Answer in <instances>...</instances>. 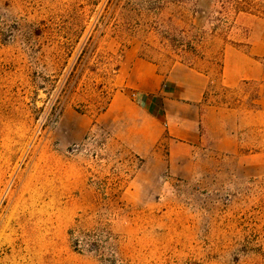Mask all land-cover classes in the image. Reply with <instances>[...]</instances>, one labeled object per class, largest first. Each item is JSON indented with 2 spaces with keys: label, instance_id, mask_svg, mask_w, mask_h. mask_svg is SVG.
<instances>
[{
  "label": "rangeland",
  "instance_id": "obj_1",
  "mask_svg": "<svg viewBox=\"0 0 264 264\" xmlns=\"http://www.w3.org/2000/svg\"><path fill=\"white\" fill-rule=\"evenodd\" d=\"M220 1L0 0V264H264L250 125L241 157L148 146L136 96L153 69L260 109L264 148V0ZM250 58L260 79L231 84Z\"/></svg>",
  "mask_w": 264,
  "mask_h": 264
},
{
  "label": "crops",
  "instance_id": "obj_2",
  "mask_svg": "<svg viewBox=\"0 0 264 264\" xmlns=\"http://www.w3.org/2000/svg\"><path fill=\"white\" fill-rule=\"evenodd\" d=\"M260 67L259 62L250 58L246 65L238 63L235 72H229L228 80L234 85L241 81L258 80ZM166 81L168 83L164 84ZM135 84L138 87L136 96L140 109L149 112L154 118L156 134L147 143L148 146L155 145L163 136H167L179 146L196 149L203 144L212 153L241 157L247 123L250 125L247 130L253 136L252 150L242 159L251 167L264 168V148L260 149L258 145L262 131L260 109L246 116L238 109L204 105V90L201 86L175 81L172 77L166 79L153 69L150 75Z\"/></svg>",
  "mask_w": 264,
  "mask_h": 264
},
{
  "label": "trees",
  "instance_id": "obj_3",
  "mask_svg": "<svg viewBox=\"0 0 264 264\" xmlns=\"http://www.w3.org/2000/svg\"><path fill=\"white\" fill-rule=\"evenodd\" d=\"M220 6L222 8V12H226L224 14H229L231 11H248L250 8L249 7H259L258 11H262V3L256 2V0H221L220 1ZM219 21L221 19L218 18ZM224 24H227L228 22L224 21ZM73 233V232H71ZM77 244L79 245V241H77ZM94 247H97L96 244H91ZM97 248H95V251ZM110 262H114V260H110Z\"/></svg>",
  "mask_w": 264,
  "mask_h": 264
}]
</instances>
